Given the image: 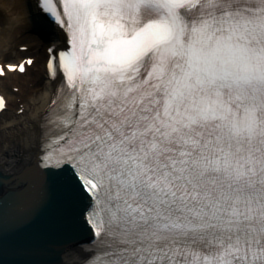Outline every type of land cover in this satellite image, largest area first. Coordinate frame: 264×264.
Here are the masks:
<instances>
[{
	"label": "snow or ice",
	"instance_id": "6c2138e0",
	"mask_svg": "<svg viewBox=\"0 0 264 264\" xmlns=\"http://www.w3.org/2000/svg\"><path fill=\"white\" fill-rule=\"evenodd\" d=\"M5 7L0 264H264V0Z\"/></svg>",
	"mask_w": 264,
	"mask_h": 264
},
{
	"label": "bare ground",
	"instance_id": "6f19581e",
	"mask_svg": "<svg viewBox=\"0 0 264 264\" xmlns=\"http://www.w3.org/2000/svg\"><path fill=\"white\" fill-rule=\"evenodd\" d=\"M13 3H16L17 5H23L25 0H12ZM7 3V0H0V6L2 7V9H4V11H8V9L5 7V4ZM15 22L21 25V30L17 32V37H20L19 35H23V33L25 35H27L26 31H27V24H26V19H25V13L23 11V8L21 7V9L18 11V13L16 14V18H15ZM31 35V34H28ZM31 43H29L30 45V49L32 48H36V50H38L37 52L39 53L38 56L41 57V64L39 66V73H42L44 71V65H43V55L45 53L44 48H38V42L32 41L30 40ZM14 49V43L13 44H9L7 37H5L3 35L2 32H0V61L3 62L5 55L8 56L10 61H16L18 60V56L20 55L19 51L17 50H13ZM39 73H36L33 76H29L26 77L24 79L23 82V87L28 88L29 85H31L34 81L37 83L38 87H42L43 88V93L40 96V110H43V107H45L49 101L51 92L53 90L52 85L50 83L44 82L43 84H41L38 80V76ZM10 100H13L11 97H9ZM27 103H31V104H35L36 103V99L34 97H29ZM13 118L14 114H13ZM34 158V157H25L23 159L24 163H28L30 162V160ZM6 162H4L3 160H0V177H2V179L5 180L4 183H1L0 185V195L3 194L6 191V186L10 185L13 182V178L19 174V172L21 171L20 167H13L11 164V161L7 162L8 166H4ZM7 178V180H6ZM3 180V181H4Z\"/></svg>",
	"mask_w": 264,
	"mask_h": 264
},
{
	"label": "rangeland",
	"instance_id": "374dc122",
	"mask_svg": "<svg viewBox=\"0 0 264 264\" xmlns=\"http://www.w3.org/2000/svg\"><path fill=\"white\" fill-rule=\"evenodd\" d=\"M27 35H25L23 33V35H19L20 37H18L16 43H28V42H31L30 40L32 41H35V42H38V45L39 47L38 48H42V43H41V40L39 37H37V34L35 33H32V32H29V31H26ZM28 34H31V35H28ZM38 40V41H37ZM16 43H14V51L17 50V47H16ZM38 50H36V48H34L33 50H29L28 52H26L27 54H32V55H35L37 53ZM25 53H21L19 55V57H21V55H23Z\"/></svg>",
	"mask_w": 264,
	"mask_h": 264
},
{
	"label": "water",
	"instance_id": "95a60500",
	"mask_svg": "<svg viewBox=\"0 0 264 264\" xmlns=\"http://www.w3.org/2000/svg\"><path fill=\"white\" fill-rule=\"evenodd\" d=\"M0 177V185L1 183H4L5 180ZM7 180V178H6ZM5 193V192H4ZM4 193L0 195V201L3 200ZM11 208V197H9V200L6 203L0 202V211H4L5 209H10ZM80 241H85L87 240V236H80L78 237Z\"/></svg>",
	"mask_w": 264,
	"mask_h": 264
}]
</instances>
